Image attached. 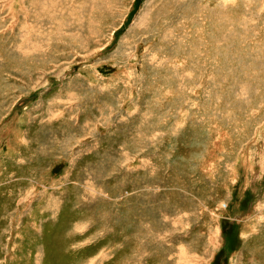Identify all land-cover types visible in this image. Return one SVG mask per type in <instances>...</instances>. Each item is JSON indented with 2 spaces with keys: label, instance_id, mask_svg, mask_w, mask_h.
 Here are the masks:
<instances>
[{
  "label": "rangeland",
  "instance_id": "rangeland-1",
  "mask_svg": "<svg viewBox=\"0 0 264 264\" xmlns=\"http://www.w3.org/2000/svg\"><path fill=\"white\" fill-rule=\"evenodd\" d=\"M0 264H264V0H0Z\"/></svg>",
  "mask_w": 264,
  "mask_h": 264
},
{
  "label": "bare ground",
  "instance_id": "bare-ground-1",
  "mask_svg": "<svg viewBox=\"0 0 264 264\" xmlns=\"http://www.w3.org/2000/svg\"><path fill=\"white\" fill-rule=\"evenodd\" d=\"M82 189V188H81ZM142 189V188H141Z\"/></svg>",
  "mask_w": 264,
  "mask_h": 264
}]
</instances>
